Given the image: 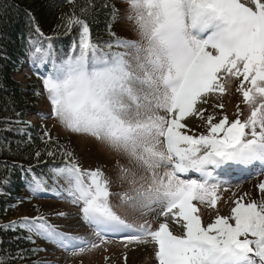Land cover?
Returning a JSON list of instances; mask_svg holds the SVG:
<instances>
[{
    "label": "snow or ice",
    "instance_id": "obj_1",
    "mask_svg": "<svg viewBox=\"0 0 264 264\" xmlns=\"http://www.w3.org/2000/svg\"><path fill=\"white\" fill-rule=\"evenodd\" d=\"M65 2L70 10L61 13L58 29L72 37L69 48L58 52L54 37L44 36L26 11L33 25L20 61L42 81L34 95L50 105L39 119L104 146L117 156L118 174L82 168L74 150L42 123L44 147L34 151L35 164L4 162L0 197L11 198L19 172L32 198L45 194L78 207L95 239L58 230L37 208L35 216L0 222V233L13 234L7 248L0 237V264H50L35 258L47 249L20 241L42 239L82 257L121 235L125 247L152 245L156 264H264V181L256 186L259 200L245 202L247 194L233 192L230 215L217 214L206 225L198 206L218 211L219 193L235 174L264 175V0H123L135 39L111 32L120 13L115 5ZM13 8L0 0V16ZM96 9L110 13L114 39L93 41L89 19ZM0 58L10 59L6 52ZM233 86L240 97L234 118L209 112L205 105L225 108ZM12 111L14 118L0 119V131L26 135L18 149L33 144L31 123ZM189 120L205 131L190 134ZM113 185L124 190L114 192ZM22 202L7 204L4 214Z\"/></svg>",
    "mask_w": 264,
    "mask_h": 264
},
{
    "label": "rangeland",
    "instance_id": "obj_2",
    "mask_svg": "<svg viewBox=\"0 0 264 264\" xmlns=\"http://www.w3.org/2000/svg\"><path fill=\"white\" fill-rule=\"evenodd\" d=\"M111 2L117 3L120 13L114 24V31L120 38L135 39V35L131 30V25L126 22L125 8L126 5L123 3V0H111ZM25 70V71H24ZM30 70L29 66L25 63L22 67V70L14 76L15 80L18 82L21 89L29 87V78ZM240 97L235 93V87L223 97L222 102L225 105L223 110L213 109L208 107L209 112H216L219 116L221 113H226L229 118H234L233 113L236 110V105L239 102ZM216 103V101H212ZM36 106L29 113V121L35 127H39L43 123L44 127L47 128L51 135L57 138L62 137L65 141H69L70 148L74 150V154L79 160V163L82 168L85 169H95L97 167L101 168L105 175L110 178H115L118 174V169L115 164L117 156L114 153H110L104 146L98 144L95 140L83 136L70 135L67 132H64L54 120L48 119L46 121H41L37 116V113L47 114L50 112V105L43 96L36 97ZM201 122L198 120H189L188 124L192 132L190 134H200L204 132L203 127H198ZM77 147V149H76ZM79 152V153H78ZM120 163L126 165V161L123 158H120ZM194 175V174H193ZM232 183L226 185L227 191H224L223 188L220 191V196L222 199L217 204V210H212L206 208L202 205H198L201 208L202 221L206 225L215 219L217 214L219 215H230V209L232 206V200L234 197L232 193H236V197L245 196V202L248 199L259 200V193L257 190V184L261 181H264V175L262 174H253L251 176H244L240 174H235L231 178ZM124 189L117 188L115 185L112 186V191H123ZM41 198H46L49 201L41 204V210L45 216L49 219V222L55 226H58V230L65 232L71 235L85 236L89 239H95L93 237L91 229L81 220L78 207L71 205L66 201L57 200L53 197L42 194ZM38 198H32L30 200H23L19 207L15 210L9 209L4 222L10 220L18 219L21 216L32 217L37 214H30V211L33 207L38 205ZM119 201L117 198H113V204H118ZM48 206V209H47ZM119 211V209H118ZM63 212L65 213L64 217L55 215L56 213ZM121 214H123L121 212ZM132 219V217H128ZM55 219L56 221H54ZM148 219H152L151 216ZM142 222V221H141ZM158 227V224L153 222V228ZM171 230L174 234H179L181 230L176 225H170ZM122 235L110 239L109 243L101 246L100 249H97L89 254H86L82 257H72L69 253L63 252L60 249H57L51 243H47L42 239H36L37 245L41 248L47 249V251L42 252L47 256L45 260L51 262V264H156L154 260V248L152 245H139L135 243L128 244L125 247L124 243L121 242ZM121 239V240H119ZM107 249L105 251L104 249ZM127 256V261L125 262L124 256ZM105 257L108 259L105 260Z\"/></svg>",
    "mask_w": 264,
    "mask_h": 264
},
{
    "label": "trees",
    "instance_id": "obj_3",
    "mask_svg": "<svg viewBox=\"0 0 264 264\" xmlns=\"http://www.w3.org/2000/svg\"><path fill=\"white\" fill-rule=\"evenodd\" d=\"M6 2L13 5L14 8L8 14L0 16V36H3V39H0V56L6 52L7 56L10 57L8 60L0 58V119L5 117L14 118L15 113L12 111L14 108L16 112L22 113L20 119L28 122L29 112L36 106L37 95H34V93L42 89V81L35 77L31 71V76L29 77L31 79L29 81L30 86L21 89L14 76L20 72L24 64L20 61V53L24 40L27 39L33 25L31 17H34L35 24L39 25L44 36L54 37L53 43L56 45L58 52L61 48L67 50L71 45L72 37L60 34L62 29H58L60 24L58 18L61 13L69 12L70 5L65 0H6ZM83 2L84 0H77V4ZM96 3H107L109 6L115 5L118 8V4L112 3L111 0H96ZM26 11L31 13V17L26 15ZM109 20V12L103 9H96L95 19H89L93 41L103 42L114 39L107 26ZM114 24L115 22L111 25L112 33H115ZM115 36L118 37L116 33ZM6 108L8 109L7 111L5 110ZM27 132L31 133L33 144L22 146L18 149L17 143L22 139L27 140V136L21 137L15 135L14 132L0 131V175L4 174L2 167L4 162L9 165L16 163L25 167L29 164H35L33 159L34 151L44 147L39 139L41 130L31 127L27 129ZM54 138L58 139L61 144H67L70 147L69 141H65L62 137ZM5 141L11 143V151L8 150V145ZM45 160H48V158L45 157ZM40 167H44V165L41 164ZM8 191L11 192V198L0 197V222H4L5 214L3 209L7 204L14 203L17 199L30 200L29 196L31 194L25 190L23 182L19 179V172L13 177V183ZM41 201H43L42 198H40V203L31 209L30 214H37V208L42 212L40 205L44 203ZM12 235L11 233H0V237L5 241L4 248L9 247L7 242ZM19 243L23 248L34 246L41 248L37 243L36 245H31L24 241ZM35 258L45 260L47 256L40 252ZM25 264H31V261H26Z\"/></svg>",
    "mask_w": 264,
    "mask_h": 264
}]
</instances>
